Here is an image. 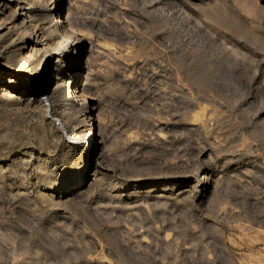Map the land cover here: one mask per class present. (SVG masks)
Returning a JSON list of instances; mask_svg holds the SVG:
<instances>
[{
    "label": "rangeland",
    "instance_id": "obj_1",
    "mask_svg": "<svg viewBox=\"0 0 264 264\" xmlns=\"http://www.w3.org/2000/svg\"><path fill=\"white\" fill-rule=\"evenodd\" d=\"M61 1L84 100L0 94V264H264V8Z\"/></svg>",
    "mask_w": 264,
    "mask_h": 264
},
{
    "label": "bare ground",
    "instance_id": "obj_2",
    "mask_svg": "<svg viewBox=\"0 0 264 264\" xmlns=\"http://www.w3.org/2000/svg\"><path fill=\"white\" fill-rule=\"evenodd\" d=\"M235 1L237 2L238 0H235ZM259 1H262V0H241V2L239 0L238 2L244 5L243 10L245 11V13L247 12L253 13L254 11L257 12L258 8L261 9L260 11H263L262 8L264 7H262L263 6L262 4H258ZM214 4L216 3L208 4V6L214 5ZM62 11L63 9H62L61 0H0V94H5L6 96L10 95L19 100L20 99L24 100L25 97L27 96L29 97L32 96L35 98L37 102H42V98L44 99L47 98V96L45 95L48 92V89L44 85L53 82L54 90L56 89L58 91L57 88L65 84V82L67 81V86L69 89L71 88L70 91L73 93V96L71 99H73V101H76L78 99L82 101L85 91L83 93L84 89H82L80 94H78L79 93L78 86L82 79V76H81L82 69L85 68V66L84 65H83L84 67L78 66L80 62H79L78 55H76L77 52L79 51L78 41L81 39L79 38L77 39L76 36L74 37L72 35L73 38L71 37L72 40L70 41L71 38L69 39V37L71 35H68L69 36L68 40L70 41V43L69 44L66 43V44L69 45L67 53H68V56H70V58H67L66 64L68 65L65 68L66 70L63 71L58 67V63L60 61V58L62 57L59 56V52H57L56 48L52 49L53 44L50 47V43L48 42V40L46 39L44 35V31L46 30V24L43 22L47 20H44L43 22H40L39 20L40 16L50 15L51 17H53L54 15H57V19H55V24L51 25L50 31L53 32L52 34L55 33L56 35L65 38L67 36V32L65 30V23H68V19L72 11L70 8H67L65 16L62 14ZM70 30L72 31V29ZM46 33L47 31L45 32V34ZM48 34H49V31H48ZM47 36L49 37L50 34ZM82 36L84 37V35ZM84 39L86 40L87 38L84 37ZM57 41L58 43L60 42V40H57ZM40 55H42V59L44 63L43 62L39 63L38 67L37 66L35 67L34 65L37 64ZM52 64L54 65L53 71L51 67ZM86 64L87 63H85V65ZM29 66L34 67V69L32 68L33 69L32 71L33 72L37 71V73H34V75H31V76H28L27 73H24V70ZM5 76H8L9 79L5 80L4 79ZM85 84H82V85L84 86ZM86 96L87 95H85V97ZM58 126L60 127L62 131L63 130L66 131L64 128V125H62L60 121L58 122ZM87 130H88V127H87ZM72 134L73 133H71V135ZM86 135L87 136L85 137L83 134V136L85 137L84 140L88 142V144L91 147V152L94 153V151L96 150V145L99 144V142L96 140V137L92 135L91 127H89V133ZM68 139L73 140L72 137H69ZM40 155L41 154H38L37 156L41 157ZM79 189H80V185L78 184V185H75V187L72 189L67 188L66 191H71V190L73 191V190H79ZM58 193L63 194V192H58ZM50 196L48 195V197Z\"/></svg>",
    "mask_w": 264,
    "mask_h": 264
}]
</instances>
